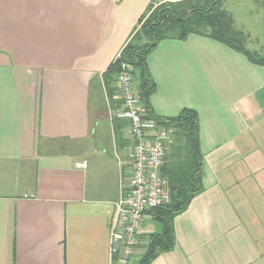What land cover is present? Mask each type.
Returning a JSON list of instances; mask_svg holds the SVG:
<instances>
[{
	"label": "crops",
	"instance_id": "crops-1",
	"mask_svg": "<svg viewBox=\"0 0 264 264\" xmlns=\"http://www.w3.org/2000/svg\"><path fill=\"white\" fill-rule=\"evenodd\" d=\"M152 2L0 0V264H109L132 141L102 75ZM146 64L151 112L195 111L202 156V190L151 264H264V68L198 35ZM161 230L146 213L134 256Z\"/></svg>",
	"mask_w": 264,
	"mask_h": 264
},
{
	"label": "trees",
	"instance_id": "trees-1",
	"mask_svg": "<svg viewBox=\"0 0 264 264\" xmlns=\"http://www.w3.org/2000/svg\"><path fill=\"white\" fill-rule=\"evenodd\" d=\"M220 1L204 0V6H199L192 0H173L163 2L150 13L154 5L152 2L146 8L119 57L102 75L106 95L112 99L117 95L115 81L121 64L129 67L134 79V71H138L137 94L145 113L144 118L153 120L159 126L173 128L175 134V141L171 144L161 168V175L169 182V201L148 212L161 225L162 230L148 236L138 264H151L154 258L173 247V218L183 212L202 190L200 179L202 156L198 149L197 114L193 110H183L173 118L154 116L150 110L149 97L154 92L155 85L147 68V55L161 40H184L189 35H198L222 43L243 54L251 63L264 68V58L245 48L244 34L236 31L231 20L219 12ZM167 29L171 31L175 29L176 35L164 34Z\"/></svg>",
	"mask_w": 264,
	"mask_h": 264
},
{
	"label": "built area",
	"instance_id": "built-area-1",
	"mask_svg": "<svg viewBox=\"0 0 264 264\" xmlns=\"http://www.w3.org/2000/svg\"><path fill=\"white\" fill-rule=\"evenodd\" d=\"M115 86L122 102L116 116L128 122L132 141L131 177L128 187L120 189L109 224V264H131L145 214L169 201V182L161 175V168L173 143L174 129L144 118L134 78L126 64H121ZM76 167L84 168L85 162Z\"/></svg>",
	"mask_w": 264,
	"mask_h": 264
},
{
	"label": "rangeland",
	"instance_id": "rangeland-1",
	"mask_svg": "<svg viewBox=\"0 0 264 264\" xmlns=\"http://www.w3.org/2000/svg\"><path fill=\"white\" fill-rule=\"evenodd\" d=\"M158 1L154 0V5L150 13L154 8L159 6ZM195 1L198 0H192V2L197 3ZM203 1L201 0L196 5L204 6ZM218 10L225 14L228 20H231L232 26L236 31L244 34L245 48L256 53L259 57L264 58V0H221L218 4ZM171 33L176 35V30L173 29L171 31L167 29L164 34L169 35ZM138 76V71H134L135 87L139 83ZM157 229L160 230L159 225H157ZM139 257L140 255L136 254L131 264H137L140 259Z\"/></svg>",
	"mask_w": 264,
	"mask_h": 264
}]
</instances>
